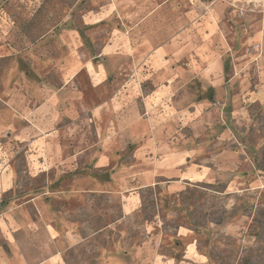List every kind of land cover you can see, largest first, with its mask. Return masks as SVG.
I'll use <instances>...</instances> for the list:
<instances>
[{
  "label": "rangeland",
  "instance_id": "rangeland-1",
  "mask_svg": "<svg viewBox=\"0 0 264 264\" xmlns=\"http://www.w3.org/2000/svg\"><path fill=\"white\" fill-rule=\"evenodd\" d=\"M77 1L0 0V244L6 246L4 220L11 219L16 229L25 225L43 239L55 228L54 248L67 264H264V98L247 99L251 88L264 83V33L255 35L254 25L264 19V0H228L237 5L222 9L230 45L247 55L246 65L227 76L236 81V104L246 109L235 118L229 114L224 129L208 135L204 179L177 193L161 185L144 189L130 215L123 214L121 190L109 174L90 165L92 151L78 153L96 140L87 115L86 127L75 129L71 117L55 118L48 109V119L34 115L25 132L9 130L24 125L6 103L20 86V74L41 75L46 85L69 91L62 88L61 70L74 51L63 41L50 42L73 6L80 22L83 7ZM182 1L186 9L188 0ZM106 35L100 31L96 37L104 41ZM88 44L80 56L85 61L99 49ZM127 60L114 56L108 70L118 63L127 67ZM74 81L88 99L99 98L85 70ZM37 103L33 99L32 108ZM153 110L169 113L167 106ZM2 170L9 175L5 181Z\"/></svg>",
  "mask_w": 264,
  "mask_h": 264
},
{
  "label": "crops",
  "instance_id": "crops-1",
  "mask_svg": "<svg viewBox=\"0 0 264 264\" xmlns=\"http://www.w3.org/2000/svg\"><path fill=\"white\" fill-rule=\"evenodd\" d=\"M79 2L83 7L80 22L73 6L54 27L56 41L50 42L63 41L74 51L61 70L62 88L69 91L60 93L41 81V75L30 79L20 74V86L14 87L6 103L13 116L24 119V125L16 128L14 124L9 130L25 132L34 125V115L48 119V109L55 118L60 114L71 117L75 129L85 125L82 119L87 115L96 140L90 149L78 153L92 151L90 165L109 174L121 190L123 214L130 215L140 206L144 189L161 185L177 193L202 181L209 160L204 145L208 135L224 129L229 114L235 118L245 111L246 107L236 104V81L228 75L233 67L246 65L242 59L247 55L233 49L222 23L224 6L237 2L188 0L186 9L182 0ZM259 22L254 24L255 35L264 33V19ZM100 31L107 33L104 41L96 37ZM161 31L162 42L156 45ZM87 43L99 49L85 61L80 56ZM114 56H126L127 67L118 63L116 70H108ZM82 70L98 99H88L89 93L76 86L74 80ZM35 85L37 92H31ZM251 89L249 101L254 96L264 98L263 82L259 89ZM33 99L38 102L34 108ZM164 106L168 115L153 110ZM7 176L2 170L3 181ZM4 221L7 236L6 246L0 244V264H67L62 252L54 248L59 236L55 228L43 239L27 232L24 223L20 231L11 219Z\"/></svg>",
  "mask_w": 264,
  "mask_h": 264
}]
</instances>
